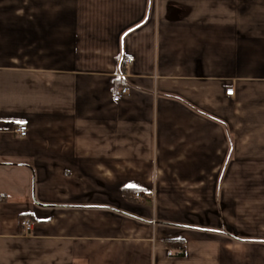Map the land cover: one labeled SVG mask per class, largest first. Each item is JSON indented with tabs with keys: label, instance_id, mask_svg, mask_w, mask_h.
I'll return each instance as SVG.
<instances>
[{
	"label": "crops",
	"instance_id": "crops-1",
	"mask_svg": "<svg viewBox=\"0 0 264 264\" xmlns=\"http://www.w3.org/2000/svg\"><path fill=\"white\" fill-rule=\"evenodd\" d=\"M0 264H264V0H0Z\"/></svg>",
	"mask_w": 264,
	"mask_h": 264
},
{
	"label": "built area",
	"instance_id": "built-area-1",
	"mask_svg": "<svg viewBox=\"0 0 264 264\" xmlns=\"http://www.w3.org/2000/svg\"><path fill=\"white\" fill-rule=\"evenodd\" d=\"M134 61V59H128V60H125V65H130L132 64ZM130 87L126 86V87H122V88H119L115 94H114V97H113V100L115 102H120L122 100L123 97H125L126 95L129 94L130 92ZM228 96H233L234 94V90L233 89H230L227 91L226 93ZM17 134L22 137V138H25L28 134V128L27 126L25 125H20L18 126L17 130H16ZM135 198L138 199V200H143V196L140 194V193H137L135 194ZM24 228L28 231H31V228H32V223L31 222H25L24 224Z\"/></svg>",
	"mask_w": 264,
	"mask_h": 264
},
{
	"label": "trees",
	"instance_id": "trees-1",
	"mask_svg": "<svg viewBox=\"0 0 264 264\" xmlns=\"http://www.w3.org/2000/svg\"><path fill=\"white\" fill-rule=\"evenodd\" d=\"M167 246L170 249H173V248H183V245L180 244V242H178V241H172V240L167 241Z\"/></svg>",
	"mask_w": 264,
	"mask_h": 264
}]
</instances>
